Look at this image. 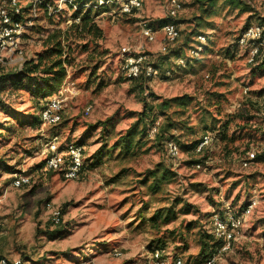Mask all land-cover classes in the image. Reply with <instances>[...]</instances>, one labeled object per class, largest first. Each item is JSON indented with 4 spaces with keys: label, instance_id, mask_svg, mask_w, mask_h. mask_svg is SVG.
I'll use <instances>...</instances> for the list:
<instances>
[{
    "label": "rangeland",
    "instance_id": "1",
    "mask_svg": "<svg viewBox=\"0 0 264 264\" xmlns=\"http://www.w3.org/2000/svg\"><path fill=\"white\" fill-rule=\"evenodd\" d=\"M207 1L186 0L174 18L180 36L173 42L160 23L169 16L168 0H145L132 14L94 8L104 36L74 39L76 60L62 82L63 119L57 124L34 122L56 92L36 98L28 88L7 86L0 93L6 104L0 102V256L23 264H147L159 249L165 264L176 257L206 264L202 239L212 233V214L226 203L241 210L254 198L258 203L243 231L214 264H264V157L258 158L264 153V115L258 111L264 59L251 64L237 42L246 25L264 18V0H216L206 14ZM145 21L155 23L153 40L142 30ZM68 25L65 13L41 12L23 36L22 52L5 57L0 70L37 57L47 37ZM128 55L144 56L138 77L124 68ZM150 65H158L153 75L146 73ZM182 95L190 97L187 106L173 102L162 112V101ZM168 120L184 125L161 140L159 129ZM135 123H147V131L122 150L116 144ZM207 135L213 140L202 152L189 147ZM54 136L63 148L84 145L78 178L66 179L42 163ZM170 139L180 145L178 157L168 151ZM161 165L173 174L154 189L146 172ZM22 173L31 181L14 186ZM48 203L60 210L59 222ZM160 210L169 218L153 219Z\"/></svg>",
    "mask_w": 264,
    "mask_h": 264
},
{
    "label": "built area",
    "instance_id": "2",
    "mask_svg": "<svg viewBox=\"0 0 264 264\" xmlns=\"http://www.w3.org/2000/svg\"><path fill=\"white\" fill-rule=\"evenodd\" d=\"M145 0H29V8L24 9L23 0H0V63L5 57L23 50V36L25 32L35 24V20L41 12L55 16L65 13L67 23L80 22L81 16L87 9H94L100 6L109 5L113 10L122 13L132 14L142 9ZM186 0H168V14L176 17L185 8ZM162 32L167 41L173 42L180 36L178 24L175 21H168L162 26ZM142 30L149 40L155 39V30L146 24ZM202 42L206 41L205 34H199ZM238 44L248 51V60L251 64H257L264 57V23L257 22L247 25L239 34ZM167 47L163 46V50ZM125 51H129L124 48ZM143 55H128L125 59L127 73L130 76L138 77L143 71ZM25 61V60H24ZM157 70L153 65L148 66L147 75H153ZM66 83L62 84L57 91L40 110V117L45 124H57L62 121V110L65 102L64 92ZM91 107H87V113ZM156 130V127L153 129ZM212 135L205 136L199 143L197 150L201 151L212 142ZM264 151V138H263ZM168 151L171 156L178 157L181 153L180 145L174 141H168ZM44 166L47 170L59 171L66 179H76L85 168V147L80 143H70L67 148L60 145L58 136H54L43 151ZM252 157L256 152L252 151ZM31 181V175L19 174L12 184L16 187L27 184ZM258 199H251L241 210L234 209L230 203L212 214V223L215 236L224 241V244L215 250L206 260V264H214L219 255L230 249L232 242L243 231L248 218L252 215ZM52 212L54 222L60 221V210L48 203ZM2 226L0 224V233ZM0 264H23L22 259H12L8 256H0ZM147 264H165V259L159 249L151 252ZM171 264H185L181 257H176Z\"/></svg>",
    "mask_w": 264,
    "mask_h": 264
},
{
    "label": "trees",
    "instance_id": "3",
    "mask_svg": "<svg viewBox=\"0 0 264 264\" xmlns=\"http://www.w3.org/2000/svg\"><path fill=\"white\" fill-rule=\"evenodd\" d=\"M232 1L235 2L234 0ZM207 2L209 4H207V6L203 9V12L206 14L212 12L213 8L216 5V0H208ZM107 6L108 5L100 7L106 8ZM27 8H29V5L28 7L27 5L24 7V9ZM93 10L94 9L90 8L84 11L81 16L80 22H74L68 25L66 29H56L55 31H53V33H51L45 41L46 47L37 54V57L26 58L22 65L18 68L10 69L6 72L0 70V93L5 90L7 86H11L15 90L28 88L36 98H44L59 91L63 80L69 74V67H72L74 65V61L76 60L73 47L74 39H86L87 41H89L90 39L97 40L104 36L103 28L100 27V25L92 15ZM174 18L175 17L171 16L162 18L160 20L161 26H163L168 21H174ZM260 21L264 23V18H260ZM146 24L153 28L155 23L153 21H146ZM175 55H178V53ZM158 65L162 66V63ZM158 65H153L156 70H158ZM189 100L190 97L188 95L177 96L171 100L168 99L162 101V103L160 104V108L161 110H163L162 112H165V114H167L166 112L173 102L181 104L183 107H185L187 106ZM0 102L1 105L6 108V104L3 103L1 98ZM156 117H158L157 114L155 115L153 122L156 121ZM40 121H42V119L39 114L38 117L34 118V122L39 123ZM182 124L184 125V123H182L181 121H166L159 129V139L167 141L168 134L173 130V128H180L182 127ZM227 127L228 124H226L223 129ZM146 131L147 123L144 125V127L141 128H139L137 123H135L131 125L129 129H127L125 134L122 135V137L119 139L120 141L118 142V144H116V146L118 145V147H120L122 150L129 151L136 144V134H144ZM225 133L226 132H223V134ZM170 140L176 141L175 139ZM200 142L201 139H195L189 145V147L191 146L194 149H197ZM204 148L199 152H202ZM104 151L105 148L102 147L101 151H98L94 155V158H100ZM260 157H264V153L258 155V158ZM1 163L3 162L0 161V164ZM42 163L44 164V161ZM161 166L162 167H160L159 169L160 171L148 170V172H146L149 180H151L150 184L154 189H157V187L159 186V181L165 178H169V176L173 174L164 165ZM157 218H162L164 220L168 219V212L163 210L158 211V213L153 216V219ZM223 244L224 241L217 238L213 231L211 234L207 235V238H205L204 235L202 239V257L208 258Z\"/></svg>",
    "mask_w": 264,
    "mask_h": 264
},
{
    "label": "crops",
    "instance_id": "4",
    "mask_svg": "<svg viewBox=\"0 0 264 264\" xmlns=\"http://www.w3.org/2000/svg\"><path fill=\"white\" fill-rule=\"evenodd\" d=\"M255 103L259 106V102L258 101H255ZM260 104L262 105V107H261V109H260V107H259V110L258 111H260L261 113H263V115H264V104H263V102H260ZM259 112V113H260Z\"/></svg>",
    "mask_w": 264,
    "mask_h": 264
}]
</instances>
